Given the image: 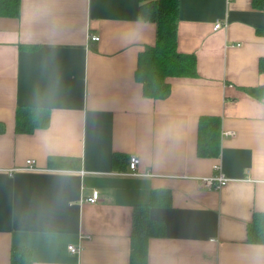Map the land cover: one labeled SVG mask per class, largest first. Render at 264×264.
Instances as JSON below:
<instances>
[{"label":"crops","instance_id":"obj_1","mask_svg":"<svg viewBox=\"0 0 264 264\" xmlns=\"http://www.w3.org/2000/svg\"><path fill=\"white\" fill-rule=\"evenodd\" d=\"M253 1L180 0L177 50L196 73L168 76L162 99L136 78L157 41L140 0H21L18 16L0 15V264L14 246L31 264H131L134 211L148 203L165 226L148 264H264V244L248 239L264 212V97L250 93L264 89V7ZM22 105L48 107V126L17 132ZM203 115L222 118L217 157L197 154ZM215 163L229 182L203 187Z\"/></svg>","mask_w":264,"mask_h":264},{"label":"trees","instance_id":"obj_2","mask_svg":"<svg viewBox=\"0 0 264 264\" xmlns=\"http://www.w3.org/2000/svg\"><path fill=\"white\" fill-rule=\"evenodd\" d=\"M253 3L264 7V0ZM21 0H0V15L18 16ZM180 0H140V17L157 24V41L148 47L139 59L136 78L143 84L144 96L153 99L166 98L171 91L168 76L176 74L194 75L195 57L178 52V23ZM260 70L264 71V58L260 60ZM250 93L262 99L264 89H250ZM51 111L45 106H19L16 111V131L33 132L48 126ZM4 125L0 123V132ZM222 118L203 115L199 120L197 154L202 157H217L221 151ZM113 164L126 160V156L115 153ZM129 162V161H128ZM150 204L137 205L133 215L131 233V264H148V243L151 237L162 236L165 226L149 216ZM248 239L264 244V212H256L249 226ZM32 251L25 246H14L11 264H31Z\"/></svg>","mask_w":264,"mask_h":264},{"label":"built area","instance_id":"obj_3","mask_svg":"<svg viewBox=\"0 0 264 264\" xmlns=\"http://www.w3.org/2000/svg\"><path fill=\"white\" fill-rule=\"evenodd\" d=\"M222 22L221 21H217L215 23V26H214V29H218L220 26H221ZM91 38L93 40H98L99 37L98 36H91ZM230 134V132H226L225 135H228ZM233 134V133H232ZM31 160H29L28 162L30 163ZM34 162V161H33ZM33 162L30 164V166L34 167L35 168V164H33ZM140 162V159L139 157L137 156H134L132 155L129 159V165H130V168L135 171L138 167V164ZM29 165H28V168L30 169H33L31 168ZM214 169H215V174L211 175V176H208V177H201L199 179L200 181V184L203 186V187H206V188H212V187H215L217 189H221L223 186H225L228 181H229V178H226V176L224 175V173L222 172V167L221 165L219 164H215L214 165ZM101 198H100V192L99 190H93L92 194L90 196H88L86 198L87 201H90V202H97L99 201ZM69 250L72 251V252H76L78 247H76V245H69L68 246Z\"/></svg>","mask_w":264,"mask_h":264},{"label":"rangeland","instance_id":"obj_4","mask_svg":"<svg viewBox=\"0 0 264 264\" xmlns=\"http://www.w3.org/2000/svg\"><path fill=\"white\" fill-rule=\"evenodd\" d=\"M44 128V127H43ZM227 132H230V134H232L233 132H231V131H227ZM229 135V134H228ZM29 160H31L30 161V163L28 162ZM34 160L33 159H28L26 162H27V169H30V168H28V165L30 166V164L33 162ZM140 163V162H139ZM33 164H35V161L33 162ZM215 164H219L220 165V163H215ZM214 164V165H215ZM139 165V164H138ZM31 167V166H30ZM129 167H130V165H129ZM31 168H33V169H35L33 166L31 167ZM138 168V167H137ZM213 168H214V166H213ZM131 169V168H130ZM132 170V169H131ZM137 170V169H136ZM135 170V171H136ZM215 170V169H214ZM133 171V170H132ZM225 175V174H224ZM226 178H228L227 176H226ZM229 182V181H228ZM98 202V201H97ZM92 203H95V202H92Z\"/></svg>","mask_w":264,"mask_h":264}]
</instances>
